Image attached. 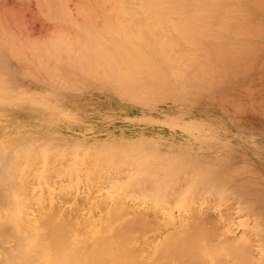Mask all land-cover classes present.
<instances>
[{"label": "bare ground", "instance_id": "6f19581e", "mask_svg": "<svg viewBox=\"0 0 264 264\" xmlns=\"http://www.w3.org/2000/svg\"><path fill=\"white\" fill-rule=\"evenodd\" d=\"M9 1L0 264H264V0Z\"/></svg>", "mask_w": 264, "mask_h": 264}, {"label": "rangeland", "instance_id": "374dc122", "mask_svg": "<svg viewBox=\"0 0 264 264\" xmlns=\"http://www.w3.org/2000/svg\"><path fill=\"white\" fill-rule=\"evenodd\" d=\"M19 3V2H18ZM15 2H11L9 0H0V27H4L6 32H7V36H9V33L13 30L11 28V26H18L21 27L22 29L26 30V31H30L32 29L39 28V29H45V24L43 23V21L41 20V22L44 24H42L40 21L37 20L36 17V11L31 8V9H26L25 5H21ZM14 4L15 6L11 5ZM17 5V6H16ZM8 21L9 22V26H7L6 24H4V22ZM44 30L38 31V33L43 32ZM258 61L264 63V55H262V58H260ZM19 65L18 62H16L15 60L12 62H9V65H11L12 67H15L16 65ZM264 71V68H263ZM263 71H259L258 76L263 74L264 77V72ZM29 80V81H28ZM19 83L23 84V85H28L30 84L33 79H31L30 77L27 76H21L18 79ZM263 86H264V82H263ZM261 93L264 94V87L261 88ZM237 94L247 103V104H251L254 103V95L252 93H249L247 90H243L241 89V91H238ZM61 100L63 101L64 105L66 106H71V108H82L83 106H87L90 105V103L92 104H96V103H104L103 102V98L100 97L99 98H95L94 94L91 92H84L81 93L79 91L74 92V93H66L64 95H62ZM214 125H208L209 127H213ZM259 127V126H258ZM250 131H254L253 129H250ZM260 136L259 138V143L261 144L260 149L262 150V152H264V137L262 136L264 134V127H259L258 130H256ZM219 138L223 141V145L225 148L228 149L229 153H235L239 151V154H242L240 157L244 158L245 160L249 161L254 158L253 156H249L247 155L244 150L245 147H247L246 145V141H239L237 139V137H239L238 135V130H236L235 127H229L227 126L225 128V130L218 132ZM214 137L213 136H206V140L208 141H214ZM252 158V159H251ZM257 164V167H263L264 166V160H260L259 158L256 159L254 161ZM236 221V220H235Z\"/></svg>", "mask_w": 264, "mask_h": 264}]
</instances>
